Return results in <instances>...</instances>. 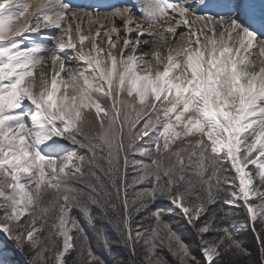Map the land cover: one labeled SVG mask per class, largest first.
<instances>
[{
  "label": "snow or ice",
  "instance_id": "6c2138e0",
  "mask_svg": "<svg viewBox=\"0 0 264 264\" xmlns=\"http://www.w3.org/2000/svg\"><path fill=\"white\" fill-rule=\"evenodd\" d=\"M0 264H264V0H0Z\"/></svg>",
  "mask_w": 264,
  "mask_h": 264
},
{
  "label": "trees",
  "instance_id": "16d2710c",
  "mask_svg": "<svg viewBox=\"0 0 264 264\" xmlns=\"http://www.w3.org/2000/svg\"><path fill=\"white\" fill-rule=\"evenodd\" d=\"M231 224L236 225L237 229H238V235L239 238L248 245H252L253 244V240H254V236L251 232V230L247 227H241V225L244 224V220L241 218L240 220H236V219H232L230 221ZM172 224L173 227L176 231H178V233L185 239L186 243H189L190 245H192L193 247H195L194 243H193V230H191L190 228H188L182 221H180L179 219H175L172 220ZM47 232V229H45ZM75 255V253H73L72 255H70L68 257L69 261L72 260L73 256ZM163 255L168 259L171 260V256L168 255L166 249L163 251Z\"/></svg>",
  "mask_w": 264,
  "mask_h": 264
},
{
  "label": "bare ground",
  "instance_id": "6f19581e",
  "mask_svg": "<svg viewBox=\"0 0 264 264\" xmlns=\"http://www.w3.org/2000/svg\"><path fill=\"white\" fill-rule=\"evenodd\" d=\"M104 14H102L101 16H103ZM117 23V26H120V22L119 20L116 21ZM57 33L56 32H49L48 35L49 36H53V35H56ZM45 43H48L49 45L51 44V41H44Z\"/></svg>",
  "mask_w": 264,
  "mask_h": 264
},
{
  "label": "rangeland",
  "instance_id": "374dc122",
  "mask_svg": "<svg viewBox=\"0 0 264 264\" xmlns=\"http://www.w3.org/2000/svg\"><path fill=\"white\" fill-rule=\"evenodd\" d=\"M137 159H140V157L138 156ZM145 162H148V161L146 160ZM44 234H46V230H45V233Z\"/></svg>",
  "mask_w": 264,
  "mask_h": 264
}]
</instances>
